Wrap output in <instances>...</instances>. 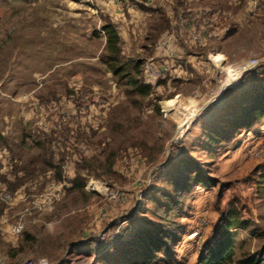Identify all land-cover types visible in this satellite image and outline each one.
Segmentation results:
<instances>
[{
	"label": "rangeland",
	"instance_id": "1",
	"mask_svg": "<svg viewBox=\"0 0 264 264\" xmlns=\"http://www.w3.org/2000/svg\"><path fill=\"white\" fill-rule=\"evenodd\" d=\"M159 3L121 44L141 64L125 79L106 60L92 0H0V264H136L146 254L199 264L232 209L244 225L231 230L228 264L264 261V114L248 136L225 120L264 101V0ZM252 60L226 84L229 68ZM253 145L262 153L249 156ZM122 221L118 241L96 253L97 234Z\"/></svg>",
	"mask_w": 264,
	"mask_h": 264
},
{
	"label": "trees",
	"instance_id": "2",
	"mask_svg": "<svg viewBox=\"0 0 264 264\" xmlns=\"http://www.w3.org/2000/svg\"><path fill=\"white\" fill-rule=\"evenodd\" d=\"M102 29L105 31L106 34V44H105V51L107 54V62L110 64L111 71L116 77L121 78H127L129 77L127 71L125 70L126 66L133 69V71L136 74H141L140 69V62L134 61L130 58H125L121 56L120 53V47H119V35L117 33V30L114 25L111 23H106L102 26ZM125 60V61H123ZM129 68V69H130ZM137 75V76H138ZM127 82L134 88V90L143 95L146 96L151 92V85L149 83H145L143 80L131 77L127 79ZM258 105L257 110L260 111L263 108H259V105L261 106V102H256ZM255 107V105L253 106ZM239 122V120L235 121V125L241 126L242 124H246L242 122V124ZM200 182H203L207 184L204 180H199ZM244 225L242 220H239L237 216V212L235 210H230L226 216V218L223 220V224L221 225V233L222 236H220L213 244L206 245L204 250L201 252L199 256V264H228L233 262L234 258V250H235V240H234V234L232 233V229L237 226ZM132 234L134 232L138 233L135 229H133ZM130 236V235H127ZM145 234V238H146ZM131 242L130 237H125L124 242ZM147 242L148 239H146ZM153 241V240H152ZM146 242V243H147ZM154 243V242H152ZM150 244V243H147ZM141 246V245H140ZM146 247H143L141 252H145ZM261 254H264L260 251ZM143 254V253H142ZM150 256L147 254L144 255L139 261V263L136 264H149L151 263V260L149 259ZM237 264H264L263 258L259 257L258 254H248L244 255L241 258H239L236 261ZM134 264V263H133Z\"/></svg>",
	"mask_w": 264,
	"mask_h": 264
},
{
	"label": "crops",
	"instance_id": "3",
	"mask_svg": "<svg viewBox=\"0 0 264 264\" xmlns=\"http://www.w3.org/2000/svg\"><path fill=\"white\" fill-rule=\"evenodd\" d=\"M159 6V0H92V8H94L93 10L96 12L95 14L97 17L104 20L105 23H111L115 26L119 35V47L120 53L122 55L125 53L123 52L121 44L125 41V44L129 48L130 42L137 38L138 22L140 20L141 14L144 11L156 10ZM134 35L135 37H133ZM104 44H106V36L104 37ZM249 102L250 104L253 103V106L255 105V107L252 106V111L249 110L250 112H247L248 109H246V111L240 115V119L233 118L230 115H227L225 119L229 120L228 124L230 128L236 129V131L240 132L241 136L244 134H247V136L252 135V132L257 130L252 126L259 119L260 115L264 114V101H260L261 106L259 105V108H263V110L261 109L260 111L256 110L258 108V105H256L257 101ZM232 108H234V110L238 109L235 104ZM236 120H239L241 124L242 122L245 123V120H247V122L244 126L241 124V126H239L235 125ZM259 131L264 132V126H261V129H259L258 132Z\"/></svg>",
	"mask_w": 264,
	"mask_h": 264
},
{
	"label": "built area",
	"instance_id": "4",
	"mask_svg": "<svg viewBox=\"0 0 264 264\" xmlns=\"http://www.w3.org/2000/svg\"><path fill=\"white\" fill-rule=\"evenodd\" d=\"M105 1H108V0H105ZM253 66H255V60L245 63L237 68H229L227 70V77L225 78V81L227 82L226 84L230 86L233 85L244 72H246L247 70L250 69V67H253ZM235 75L238 77L236 79H233V76ZM150 76H153V75H150ZM228 78H231V79H228ZM257 145L259 146V149L261 147H264V145L261 142H259ZM246 153L249 156H257L259 153L260 154L262 153V149L257 151L256 147H254L253 145L247 148ZM115 194L116 193H111L110 197H115ZM124 223L125 221L114 224L111 227L97 234L96 239L91 242V244L93 245V249L96 251V253L104 250L102 246L112 245L118 241L119 236L123 230L122 226ZM202 223L204 222L202 221ZM22 229H23V224L21 222H18V223L13 224L9 230L11 234L16 235V234H19L22 231ZM94 257L95 255L92 256V258H88V259L84 258V259L78 260L76 258H68L63 261L50 262L44 256H37V257L27 258L21 264H91Z\"/></svg>",
	"mask_w": 264,
	"mask_h": 264
},
{
	"label": "bare ground",
	"instance_id": "5",
	"mask_svg": "<svg viewBox=\"0 0 264 264\" xmlns=\"http://www.w3.org/2000/svg\"><path fill=\"white\" fill-rule=\"evenodd\" d=\"M194 114H195V110L192 111L191 113L187 114V117L183 121L179 122V131L182 130L184 125H186V124H188V122H190V120L193 118Z\"/></svg>",
	"mask_w": 264,
	"mask_h": 264
}]
</instances>
